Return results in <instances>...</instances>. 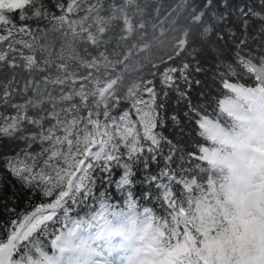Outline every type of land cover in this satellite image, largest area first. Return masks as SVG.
Here are the masks:
<instances>
[{
    "label": "snow or ice",
    "instance_id": "snow-or-ice-1",
    "mask_svg": "<svg viewBox=\"0 0 264 264\" xmlns=\"http://www.w3.org/2000/svg\"><path fill=\"white\" fill-rule=\"evenodd\" d=\"M159 12L0 0V264H264V0Z\"/></svg>",
    "mask_w": 264,
    "mask_h": 264
},
{
    "label": "trees",
    "instance_id": "trees-1",
    "mask_svg": "<svg viewBox=\"0 0 264 264\" xmlns=\"http://www.w3.org/2000/svg\"><path fill=\"white\" fill-rule=\"evenodd\" d=\"M199 0H156V7L159 8L160 12V17H167V22L164 24L165 28L168 27H173V21L179 18L178 23L174 26L178 30L176 31H171L168 33V40L172 41L173 38H180L184 32L186 31L185 24L187 22L189 13L191 12L193 4L198 5ZM153 16H155V12L153 10ZM253 48H255V45H252ZM171 50V45L169 43H166L165 45L161 46L159 49L154 50L156 55L164 56L166 55L169 51ZM253 55H264V52L261 53H253ZM252 67V61L247 62V68ZM258 69H264V61H261L258 65H256ZM253 75V79L255 80V73H251ZM211 87V92H208L207 89H205V94L208 95V100L205 101L201 97L199 100H197V103H204V104H210L211 106L207 109L208 114L211 116L212 112L214 109L218 111V99L223 98L224 95H227V93L222 90V89H217L215 86L210 85ZM174 103V102H173ZM170 131V129H169ZM193 135H196L195 133ZM197 139L199 140L200 143H205V141L200 138L197 135ZM16 206H17V211H22L25 208L29 207L28 204V197L29 194L27 191H21L19 190V185H16ZM99 189H97V194H98ZM111 192H114V188L110 189ZM138 192V189H137ZM12 194V186L11 183H8V186L4 189L0 195H11ZM34 202L38 203L39 199H35ZM111 203H119L122 205L123 203V198L117 196H114L113 199L110 201ZM98 208V204H94L93 210ZM30 210V209H29ZM84 211H87L85 209ZM81 215L84 214V212L80 213ZM0 219H3L2 216H0Z\"/></svg>",
    "mask_w": 264,
    "mask_h": 264
},
{
    "label": "clouds",
    "instance_id": "clouds-1",
    "mask_svg": "<svg viewBox=\"0 0 264 264\" xmlns=\"http://www.w3.org/2000/svg\"><path fill=\"white\" fill-rule=\"evenodd\" d=\"M226 151L230 153L231 149L229 148ZM221 154L223 155V152ZM230 163L231 162L229 160H225L223 166L220 168V174L222 178H227L234 175L233 169L229 167Z\"/></svg>",
    "mask_w": 264,
    "mask_h": 264
},
{
    "label": "rangeland",
    "instance_id": "rangeland-1",
    "mask_svg": "<svg viewBox=\"0 0 264 264\" xmlns=\"http://www.w3.org/2000/svg\"><path fill=\"white\" fill-rule=\"evenodd\" d=\"M114 254L116 255L115 257L117 258V262L115 264H122L123 253H121V252H114Z\"/></svg>",
    "mask_w": 264,
    "mask_h": 264
},
{
    "label": "bare ground",
    "instance_id": "bare-ground-1",
    "mask_svg": "<svg viewBox=\"0 0 264 264\" xmlns=\"http://www.w3.org/2000/svg\"><path fill=\"white\" fill-rule=\"evenodd\" d=\"M115 256L116 255L113 253V255L110 257V259L113 260L114 264L117 262V258Z\"/></svg>",
    "mask_w": 264,
    "mask_h": 264
}]
</instances>
